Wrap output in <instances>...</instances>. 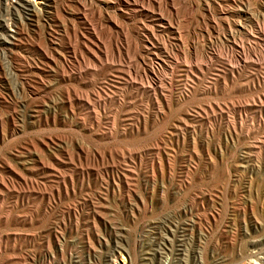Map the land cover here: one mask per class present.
<instances>
[{"label": "rangeland", "instance_id": "374dc122", "mask_svg": "<svg viewBox=\"0 0 264 264\" xmlns=\"http://www.w3.org/2000/svg\"><path fill=\"white\" fill-rule=\"evenodd\" d=\"M136 2L0 27V264L264 259V0Z\"/></svg>", "mask_w": 264, "mask_h": 264}, {"label": "bare ground", "instance_id": "6f19581e", "mask_svg": "<svg viewBox=\"0 0 264 264\" xmlns=\"http://www.w3.org/2000/svg\"><path fill=\"white\" fill-rule=\"evenodd\" d=\"M8 2L10 0H7ZM6 1V2H7ZM34 5H32L31 3ZM27 2V0H17L16 5H12L8 7L5 10V15H3L0 18V27L2 29H8L12 22H16L14 18L17 20H20V23L23 24V20H28L31 22H35V19H39L40 17H46V15H50V12L54 8L56 4V0H43L44 4L37 3L36 0H30ZM138 1V0H137ZM225 2V0H223ZM11 2V1H10ZM113 3H115L117 6L121 8V10H130L131 12L137 11V5L139 2H136V0H113ZM44 5V6H43ZM10 16L9 20H5V17ZM16 16V17H12ZM19 24V22H18ZM17 22L15 25L18 27ZM164 27L165 24L161 23ZM19 31L15 32L14 36H5V38L1 39V43L4 46L5 49H8L11 46H15V41L18 39ZM46 54V53H45ZM48 56V55H47ZM49 57V56H48ZM115 264H119V262H116ZM136 264H140L139 262Z\"/></svg>", "mask_w": 264, "mask_h": 264}, {"label": "built area", "instance_id": "2783aa9c", "mask_svg": "<svg viewBox=\"0 0 264 264\" xmlns=\"http://www.w3.org/2000/svg\"><path fill=\"white\" fill-rule=\"evenodd\" d=\"M128 258L124 255H119V264H128ZM243 264H264V259L259 256L257 251H253L251 257L243 262Z\"/></svg>", "mask_w": 264, "mask_h": 264}]
</instances>
